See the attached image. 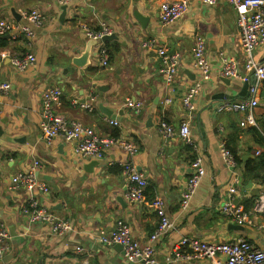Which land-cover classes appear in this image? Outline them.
Listing matches in <instances>:
<instances>
[{
  "label": "crops",
  "instance_id": "1",
  "mask_svg": "<svg viewBox=\"0 0 264 264\" xmlns=\"http://www.w3.org/2000/svg\"><path fill=\"white\" fill-rule=\"evenodd\" d=\"M166 1L177 0H72L65 5L60 23L64 4L59 0H0V19L16 22L11 13L14 9L21 16L16 23L29 26L34 33L32 38L25 34L0 37V84L10 85L8 94L0 97V224L16 234L14 241L9 239L0 264H140L129 262L122 249L102 245L98 235L100 231L109 233L120 219L129 226L133 240L149 244L159 225L150 208L154 198L163 201L166 216L175 226L152 242L155 258L162 264H211L194 257L176 261L173 248L184 237L214 243L244 238L257 247L264 246V216L251 214L264 184V81L256 94L255 125L241 127L247 111L220 110L224 104L248 100L251 85L241 96V78L220 76L225 60H234L243 75L245 55L234 8L225 0L214 6L188 0L187 12L163 26L158 11L159 4ZM32 10L44 16L42 27L34 28L22 18V13ZM133 10L148 18L145 29L131 17ZM80 24L89 29L105 25L116 36L94 44L89 62L82 68L71 64L89 40ZM198 38L203 40L209 63L207 79L193 65ZM147 41L176 56L178 70L171 86L164 82L154 49L144 47ZM100 47L107 49V67L100 66ZM27 54L35 57L34 65L23 72L16 70L10 59ZM252 58L264 66V46L257 48ZM196 85L194 110L188 114L181 97ZM52 88L62 91L52 105L56 114L93 129L101 137H122L137 148L136 153L127 155L113 148L101 159H82L72 153L73 143L60 138L46 143L38 126L41 96ZM91 97L95 103L88 111L82 101L88 103ZM127 100L139 101L140 110L126 107ZM100 104L112 111L117 126L100 112ZM185 119L196 150L178 137L165 139L159 133L160 120L177 128ZM222 148L231 153L230 164L223 159ZM197 157L205 175L187 208L181 209V194L192 172L190 164ZM35 161L39 162L36 176L47 188L46 193L38 194V205L67 229L54 232L51 224L30 223L21 213L26 195L12 191L10 178ZM122 161L132 163L146 181L142 203L131 204L126 197ZM233 184L234 201L242 205L249 220L243 225L221 213L222 201ZM77 246L80 252L75 251Z\"/></svg>",
  "mask_w": 264,
  "mask_h": 264
},
{
  "label": "built area",
  "instance_id": "2",
  "mask_svg": "<svg viewBox=\"0 0 264 264\" xmlns=\"http://www.w3.org/2000/svg\"><path fill=\"white\" fill-rule=\"evenodd\" d=\"M72 0H59L61 4L66 5ZM219 0H200V3L206 6H214ZM230 4L236 13V25L240 35L242 51L245 55L243 75H240L239 66L234 60H225L220 76L224 78H241L244 82L251 84L248 92V100L238 103L224 104L220 110L234 113L246 112V117L240 122L241 127L255 125L253 110L256 109L258 101L256 98L258 86L264 81V66L258 64L252 58L253 52L264 46V0H225ZM188 10V0H177L173 2H162L159 4L158 18L161 25H170L180 19ZM24 18L34 28L42 27L44 16L38 10H32L22 13ZM80 30L88 39L100 41L105 35H109V29L103 25L99 30L89 29L85 24L79 25ZM14 35V38L25 34L26 37H34L32 29L27 25H19L14 21L0 19V37ZM144 47L154 49L160 61V73L163 75L166 85L171 86L177 75L178 60L175 55H170L164 47H157L154 41H147ZM204 43L201 38L196 40L194 49V67L200 72L202 77L208 78L209 63L204 55ZM98 57L100 66H108V53L103 47L98 48ZM36 59L32 54L15 56L10 59L11 65L18 71L23 72L34 65ZM10 85L0 84V97L7 95ZM198 86L190 87L181 97L182 108L190 114L194 110L193 99L197 94ZM62 91L60 88L47 89L41 96V112L39 120V130L41 137L50 144L55 139L60 138L67 143H73L72 153L82 159H101L106 152L113 148L122 150L127 155L135 154L137 148L122 137L97 135L93 129L83 126L76 121H70L56 114L52 105L60 98ZM95 99L90 98L88 103L83 104L84 108L92 111ZM169 103V100L166 102ZM126 107L138 112L141 103L138 101H126ZM0 109V116H1ZM110 124L117 126L116 120H109ZM159 133L163 138L169 139L178 137L184 144L190 145L194 150L192 134L189 121L185 119L177 128L169 123L160 120L158 123ZM1 146V141H0ZM222 156L226 163L233 162L231 153L222 148ZM126 180V197L129 203H142L144 201V189L146 181L143 175L138 172L135 166L128 162L119 163ZM39 162L35 161L30 168L24 171L16 172L10 178L12 191H24L26 195L25 202L21 205V213L28 217L30 223L51 224L54 232L60 229L68 228L55 222V218L45 209L38 205V194L47 192L44 183L38 180L36 169ZM190 167L192 172L186 181L184 190L180 198V208L186 209L190 199L194 195L201 179L205 175V169L202 160L195 158ZM236 183L237 181L234 180ZM263 191L259 199L251 208L252 215L264 216V184ZM236 193L235 185H230L227 189V197L221 204V213L224 217L231 219L237 225L249 223L247 215L242 205L234 201L232 194ZM157 217L159 225L156 231L149 237V244L142 245L133 240L130 235V228L123 220H116L113 229L106 233L100 231L98 242L104 246H114L116 244L122 247L124 257L131 263L140 264H162L155 258V251L152 242L158 237L174 230L175 226L166 216L164 203L159 198H154L150 202ZM9 233L7 228L0 224V263L8 252ZM75 251L80 252L81 248L77 246ZM173 255L176 261L180 259L190 260L192 257L209 261L211 264H264V246L257 247L249 240L244 238L234 239V241L214 243L199 240L193 237L182 238L173 248Z\"/></svg>",
  "mask_w": 264,
  "mask_h": 264
},
{
  "label": "water",
  "instance_id": "3",
  "mask_svg": "<svg viewBox=\"0 0 264 264\" xmlns=\"http://www.w3.org/2000/svg\"><path fill=\"white\" fill-rule=\"evenodd\" d=\"M133 1H137V0H133ZM66 8L67 6L63 5L61 6V10H62V14L61 16L59 17V22L60 23H63L64 21V16H65V13H66ZM11 13H12V16L13 18L15 19L16 22H19L20 21V18L21 16L16 12L14 11V9H11ZM129 15H127L126 18H128ZM131 17L135 20V22L141 27V29H145L147 23H148V18L147 17H143L137 10H133L132 13H131ZM116 38L115 36V33H111L109 35H105L101 38L100 41H97V40H93V39H89L88 40V44L86 45V48L84 49V51H82L81 53L78 52V50L76 49V51H74L75 53L78 52V56L74 57L71 59V64L73 67H78V68H82L84 66H86L89 62V57L91 55V48L94 44H97V43H105L106 41H109L111 39H114ZM95 55V54H94ZM73 69H71L72 71ZM248 82H244L243 86H242V89H241V92H240V95L241 96H244V94L247 92V89H248ZM218 98V97H217ZM86 102L85 99H83L82 101V104H84ZM98 109L100 110V112L102 114H104L105 116H108L111 118V120H114L116 117L115 115H113L112 111H108V109H105L104 107H102V105L100 104L98 106ZM2 131L0 129V137L2 135ZM117 201L119 203H121V205H124L123 204V199L121 197H118L117 198ZM9 239L11 241H14L15 238H16V234L13 232V231H10L9 233ZM23 239H20L18 241H22ZM17 241V240H16ZM9 242V240H8ZM116 248H119V249H122V247L118 244L114 245ZM12 255H8L4 261H6L8 258H10Z\"/></svg>",
  "mask_w": 264,
  "mask_h": 264
},
{
  "label": "trees",
  "instance_id": "4",
  "mask_svg": "<svg viewBox=\"0 0 264 264\" xmlns=\"http://www.w3.org/2000/svg\"><path fill=\"white\" fill-rule=\"evenodd\" d=\"M100 29V27H97L96 29H94V30H99ZM104 49H106L105 47H103ZM106 51H107V49H106ZM261 164L262 165H264L263 163H264V154L262 155V157H261Z\"/></svg>",
  "mask_w": 264,
  "mask_h": 264
}]
</instances>
